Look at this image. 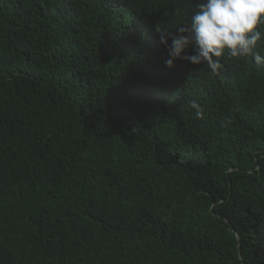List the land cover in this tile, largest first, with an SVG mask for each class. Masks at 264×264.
<instances>
[{
    "label": "trees",
    "instance_id": "16d2710c",
    "mask_svg": "<svg viewBox=\"0 0 264 264\" xmlns=\"http://www.w3.org/2000/svg\"><path fill=\"white\" fill-rule=\"evenodd\" d=\"M196 2L0 0V264H264V68L166 67Z\"/></svg>",
    "mask_w": 264,
    "mask_h": 264
},
{
    "label": "clouds",
    "instance_id": "9594fccd",
    "mask_svg": "<svg viewBox=\"0 0 264 264\" xmlns=\"http://www.w3.org/2000/svg\"><path fill=\"white\" fill-rule=\"evenodd\" d=\"M155 32L167 49L164 64L168 68L178 60L206 63L211 73L218 74L225 52L230 58H251L258 68H264V55L258 51L264 41V0H198L187 26L169 32L156 24ZM192 107L200 115L195 101Z\"/></svg>",
    "mask_w": 264,
    "mask_h": 264
}]
</instances>
